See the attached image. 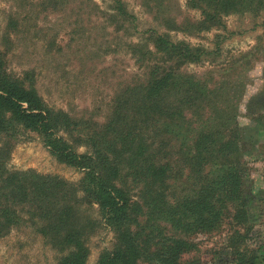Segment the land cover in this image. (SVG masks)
I'll return each mask as SVG.
<instances>
[{
    "label": "rangeland",
    "instance_id": "1",
    "mask_svg": "<svg viewBox=\"0 0 264 264\" xmlns=\"http://www.w3.org/2000/svg\"><path fill=\"white\" fill-rule=\"evenodd\" d=\"M120 1L124 14L113 0H0L1 70L24 87L31 85L47 107L75 121L74 130L60 129L58 134L83 152L88 150L85 134L101 131L113 116L127 117L119 120L128 121L126 125L133 118H145L138 114L144 112L142 84L148 80L147 70L158 66L162 56L154 47L157 35L215 50L212 54L217 55L181 64L179 72L200 80L206 74L207 83H222L224 92L231 86L227 92L234 97L225 95L222 105L231 100L237 115L247 220L231 218L229 205L228 213L211 228L167 231L187 242L177 264H233L228 261L234 250H253L259 262L264 260V8L221 11L208 18L209 7L199 0ZM132 98L141 106L131 103ZM135 129L147 128L134 120ZM11 174L13 180L5 186L4 177ZM54 176L75 187L81 173L57 161L34 131L0 130V203L10 201L13 186L44 185ZM181 181L178 176L168 181L172 197L185 193ZM128 185L136 200L134 182L129 180ZM67 187L54 190L62 193ZM30 199L31 195L27 201L13 203L18 220L0 233V264H54L65 252L36 230L43 220L36 216ZM64 199L72 205L76 221L86 226L84 264H95L100 252L112 247L114 235L102 223L97 205L86 201L81 192H65ZM145 217L151 224L155 215ZM155 222L158 227L165 223L159 218Z\"/></svg>",
    "mask_w": 264,
    "mask_h": 264
},
{
    "label": "trees",
    "instance_id": "2",
    "mask_svg": "<svg viewBox=\"0 0 264 264\" xmlns=\"http://www.w3.org/2000/svg\"><path fill=\"white\" fill-rule=\"evenodd\" d=\"M199 1L209 7L205 12L208 18H215L221 11L257 12L264 8V0ZM113 2L122 12L121 1ZM153 42L162 56L158 66L147 70L148 80L142 84L144 112L138 114L145 118H133L126 125L128 121L119 120L127 117L113 116L101 131L85 134L83 143L88 150L83 152L76 151L58 134L60 129L74 130L76 122L47 107L31 85L24 87L0 68V130L34 131L57 161L81 173L75 187L56 176L49 177L44 185L13 186L10 201L0 203V233L18 220L13 203L27 201L31 195L29 202L43 220L36 230L48 243L65 251L54 264H84L86 226L76 221L72 205L66 203L68 199L62 200L65 192L79 191L86 201L97 205L102 223L115 239L110 249L100 252L95 264H177L187 242L168 233L169 228H211L228 213L229 205L233 209L231 218L247 220L241 196L244 172L238 160L237 115L231 109V100L222 105L225 95L234 97L233 92H227L231 86L224 92L222 83H207L206 74L200 80L179 72L181 64L197 62L215 50L172 42L163 35H157ZM165 60L171 64H163ZM134 101L132 98L131 103L141 106ZM134 120L147 129L134 130ZM12 176L4 177L5 186L11 184ZM175 176L182 178L185 193L172 197L168 181ZM128 178L139 194L136 200L130 194ZM62 186H68L64 192L54 190ZM169 198L174 200L169 202ZM146 213L167 225L158 227L155 218L146 224ZM258 257L253 250H234L228 262L264 264Z\"/></svg>",
    "mask_w": 264,
    "mask_h": 264
},
{
    "label": "crops",
    "instance_id": "3",
    "mask_svg": "<svg viewBox=\"0 0 264 264\" xmlns=\"http://www.w3.org/2000/svg\"><path fill=\"white\" fill-rule=\"evenodd\" d=\"M259 130H262V128H261V129H259Z\"/></svg>",
    "mask_w": 264,
    "mask_h": 264
}]
</instances>
